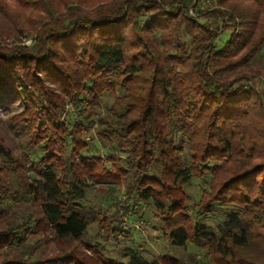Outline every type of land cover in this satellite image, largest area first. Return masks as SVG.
I'll return each mask as SVG.
<instances>
[{
	"label": "trees",
	"instance_id": "trees-1",
	"mask_svg": "<svg viewBox=\"0 0 264 264\" xmlns=\"http://www.w3.org/2000/svg\"><path fill=\"white\" fill-rule=\"evenodd\" d=\"M205 2L0 0V37L38 33L0 49V264H264V0ZM147 206L200 253L137 247Z\"/></svg>",
	"mask_w": 264,
	"mask_h": 264
},
{
	"label": "rangeland",
	"instance_id": "rangeland-1",
	"mask_svg": "<svg viewBox=\"0 0 264 264\" xmlns=\"http://www.w3.org/2000/svg\"><path fill=\"white\" fill-rule=\"evenodd\" d=\"M213 0H207L205 4L202 5L203 10H212L214 9ZM38 33L37 31L32 32H23L18 35H11V36H1L0 37V49H16V48H32L36 45ZM253 64L259 69H264V56H260L259 58L253 61ZM244 72L249 73L248 70L243 69ZM264 72V71H263ZM264 80V79H263ZM262 89H264V81L262 82ZM116 98V95L113 94H106L102 100V108L98 110L100 114H105V108L110 106ZM3 119V124L5 126L4 121H6L5 115H0ZM93 136V129L90 130L88 135V140ZM11 142L13 143V151L14 153H19L17 148L18 140L16 138L10 137ZM16 146V147H15ZM121 187H116L117 190ZM113 186L108 185H97L92 187L90 190L87 200L85 204L87 205H99V204H107L110 201H117L118 195L115 194V190H113ZM202 186L199 184L197 180L193 181L190 185L185 187L186 194L190 197L191 203L196 202L200 195H201ZM22 212V210H19ZM153 213L154 208L152 206H147L145 209V217L143 221H133L131 223L132 227L134 228V244L137 247L143 248L147 253L151 256L154 255H164V254H173L176 257L186 259L188 254L190 253H200L199 251L195 250L194 248H187L183 249H171L170 246L165 242L163 237L159 234L157 229L154 227L153 223ZM123 221L127 222L128 217L123 215ZM210 225L216 226L215 222L210 221ZM91 234H95V230H91ZM201 255V254H200Z\"/></svg>",
	"mask_w": 264,
	"mask_h": 264
}]
</instances>
